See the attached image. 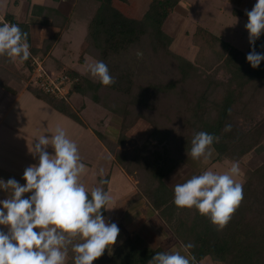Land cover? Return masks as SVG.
Here are the masks:
<instances>
[{"label": "trees", "instance_id": "16d2710c", "mask_svg": "<svg viewBox=\"0 0 264 264\" xmlns=\"http://www.w3.org/2000/svg\"><path fill=\"white\" fill-rule=\"evenodd\" d=\"M114 1L78 0L74 14L83 18L87 29L81 44L79 63L85 62V55L93 57L96 61L102 60L109 67L116 82L111 86H103L86 73L68 67L59 69L73 80L66 97L56 98L38 87L29 89L56 110L78 122L81 121L69 104V99L74 93L81 94L92 103L121 117L117 141L109 139L101 131H97L98 137L114 156L113 164L121 166L129 174L139 172L137 187L140 191L134 195L135 200L147 198L178 240L183 244L195 245L188 251L195 256L197 264H203L206 259H210L214 264H264V162L241 173L239 182L243 184L244 199L223 231H217L210 220L201 216L195 208H177L173 203V188L167 184L168 177L178 172L189 157L187 153L196 132L205 131L219 137V141L213 144L216 152L212 160L214 163L240 162L264 143V116L256 120L248 102L250 95L254 96L256 90L264 85V60L258 68H252L246 56L252 51L253 45L249 44L247 49L242 50L231 41L202 25H197L195 34H204L202 50H209L212 54L208 55V59L212 60L211 66L206 64L202 70L188 58L172 53L176 57L180 77L161 86L153 83L134 96V80L126 72L118 71L117 64H110V61L141 41H145L147 46L154 50L164 49L171 52L169 47L172 38L163 29V25L171 11L183 0H150L141 17L128 16ZM43 10L55 23L61 15L55 8L45 7ZM4 19L5 22L19 25L22 31L27 32L28 43L30 42L28 22L20 21L9 11L5 13ZM60 25L61 28L67 27L69 18L64 17ZM55 39L53 36L44 40L40 47L30 46L32 55L23 62L29 71L32 69V56L46 53ZM255 50L264 54V33L255 42ZM10 62L7 56L0 57V86L15 93L16 89L10 85L15 79V74L6 67ZM189 83L194 89L185 101L187 117L182 122L183 131L170 127L172 119L167 126L173 129L171 143L175 150L164 147L161 152H151L148 144L132 154L122 149L125 145L124 130L128 127L130 117L142 110L136 109L134 105L145 104L152 87L158 93L170 95L171 91L177 90L180 85ZM241 103L246 105L248 110L243 107L244 117L239 123L236 121V113ZM87 104L86 102L85 106ZM157 122L155 121L156 126ZM227 124L232 126L229 132L224 131ZM157 127V132H160V127ZM160 140L163 142V139ZM110 176L111 169L103 177L108 181L102 185L106 191H109ZM100 179L102 178L100 177L99 181ZM101 211L105 216L106 210ZM125 231V240L112 253L105 251L93 264H147L157 252L168 251L163 246L153 247L137 232ZM72 257L66 264H73Z\"/></svg>", "mask_w": 264, "mask_h": 264}, {"label": "clouds", "instance_id": "9594fccd", "mask_svg": "<svg viewBox=\"0 0 264 264\" xmlns=\"http://www.w3.org/2000/svg\"><path fill=\"white\" fill-rule=\"evenodd\" d=\"M248 22L245 29L253 45L246 60L256 69L264 60V54L255 50V42L264 33V0H256L251 11L245 10ZM28 33L19 25L0 24V57L7 56L20 63L30 56ZM142 57V53H137ZM86 72L103 86L116 82L110 69L102 60L86 65ZM230 111V110H229ZM231 124L224 131H231ZM29 151L38 157V163L28 166L23 173L26 181L21 185L14 178L6 182L0 179V189L8 193L0 200V264H66L69 252L74 253L73 264H93L105 250L109 253L117 243L118 225L109 222L102 209L111 210L112 197L102 185L91 189L82 181L86 165L79 148L62 127L53 135H41ZM219 137L205 131L194 133L187 155L207 165L215 151L212 147ZM48 146L54 150L49 154ZM238 161L218 173L204 170L184 183L174 185L173 203L177 208H195L206 216L217 231H223L244 199L243 184L235 177L240 175ZM103 177V169L100 170ZM31 193L27 198L24 194ZM35 229H39L36 231ZM194 244H181L185 253ZM147 264H197L195 256L182 254L180 250L157 252Z\"/></svg>", "mask_w": 264, "mask_h": 264}, {"label": "rangeland", "instance_id": "374dc122", "mask_svg": "<svg viewBox=\"0 0 264 264\" xmlns=\"http://www.w3.org/2000/svg\"><path fill=\"white\" fill-rule=\"evenodd\" d=\"M5 1H7V7H9L5 10L9 11L10 13L17 14L22 20L25 18L24 14L27 9L25 4L20 6L19 4H16L17 0H0V24L5 22V20L3 21V17L6 12L1 7ZM114 3L128 16L141 17L147 10L150 0H128L127 2L115 0ZM255 3L256 0H246L242 5H239L240 0H183L175 7L173 11H171L163 25V29L172 38V43L169 47L171 52H168L169 50L167 51L164 49L154 50L147 46L145 41H141L140 43L130 47L128 50L117 55L114 60L110 61V64L116 63L119 68L118 71L126 72L129 77L134 80L136 83L133 90L134 96H136L135 94L139 93V91H144V87L151 86L153 83L161 86L180 77L178 63L176 57L173 56V54L188 58L189 60L193 61L200 69L206 67V64L211 66L212 60L208 59L210 57L208 55L212 54L209 52V50H202L204 34L201 32L198 35L195 34L197 25H202L204 28L209 29L213 33L231 41L238 48L245 50L250 44L248 40V32L245 29V25L248 22V17L245 13V10L251 11ZM72 27V29L70 28L71 30L67 31L69 32L67 34V38L61 40L59 44L58 50L60 49L63 54L58 55L56 53L58 51L57 50L55 52V56L68 67L79 69V71L86 73V75L89 76V74L86 72V65L93 63L96 60L89 55H85V60L88 58L86 64L83 63V65L78 61L81 49L80 45L82 44L81 42L86 35V25L73 23ZM64 44L67 45V49L65 46H62ZM63 49H65V51ZM138 52L142 53V57H138ZM34 56L40 57L45 64L43 54L42 56L41 54ZM52 62L55 64V59L51 56L48 58L46 63L47 66L53 71L54 64ZM6 67L15 74V79L13 80H17L22 85L29 88L35 87L32 85L30 77L31 73L33 72L32 70H34L33 66L31 71H29L24 63H20L19 60H11L9 64H6ZM59 72H62V70L56 69V71L52 73L57 74ZM222 77L226 78L224 75H222ZM193 89L194 88L190 83L184 86L180 85L177 90L171 91L170 95H168L158 93L155 91L156 89L152 87L150 93L147 94V102L145 104L141 103L142 105H139L138 103L134 105L136 109L142 110L130 117L131 120L128 124V127L124 130L125 145L122 147V149H126L131 154L136 150L139 151L140 147H143L145 144H148L151 152H161L164 147L174 149L172 146L173 144L171 143V132H173V129H169L167 126L169 120L172 119L170 127H175L177 130L183 131L182 122L185 121L187 117V109L184 107L185 101L189 97L190 93H192ZM4 102L5 101L0 99V111L2 108L1 104H4ZM86 102L88 104L85 106ZM248 102L251 109L254 111L253 117L256 118V120L262 118L264 116V85L256 90V94L254 96L250 95ZM69 104L72 106V109L75 111L76 116L81 122L76 121L68 115L67 116L83 127L85 126L88 129H94L95 132L104 131V118L107 116L110 117L111 114L113 115V113L108 112L104 107L92 103L81 94L74 93L69 99ZM243 107L246 108L247 106H243L241 103L237 109L236 121L239 123L244 117ZM246 110L248 109L246 108ZM116 116L119 117L120 121L115 127L119 129L120 133L122 119L119 115ZM155 121H158L157 126L160 127V132H157L158 127L155 125ZM161 131H166V133L164 134ZM89 134L86 136L88 141L91 139V144L88 145V151L86 153L85 150L79 152L81 158H85L95 164L92 165V167H89L90 170L88 168L89 174L92 176L91 172L92 174L93 172L94 174L98 173V169L101 170V168L103 166H107L108 163L105 159L100 158L99 156L101 151L99 149V144H97L98 140L96 139V136ZM1 138L4 140V137L1 136ZM5 138L6 139L3 141V143L8 147L7 151H9V156H13L12 159H10L12 160L11 163H13L15 166L18 163L17 160L20 155H26L24 153L26 148L25 144L23 143L24 139H21V135L17 132H12L10 136L5 135ZM160 139H163V142H161ZM32 144L33 143L31 142L30 145ZM174 147L177 148V145L174 144ZM215 156L216 152L214 151L209 163L207 165H203L200 161L193 160L189 155V157L186 159V162L184 165H181V168L178 170V172L168 177V186L173 188L174 185L178 183H184L193 175H198L204 170L210 169L218 173L227 171L231 164L220 162L214 163L212 160ZM35 160H37V157H35ZM263 162L264 143L259 145L239 162L241 171L240 175L235 177V179L239 182L242 172H244L247 168L254 169ZM12 168L15 169V167ZM119 169L115 167L113 171L118 178L119 184L117 188H114L110 192L112 197V204L110 206L113 207L115 205L114 207H116L119 204L122 205H120L121 207L119 208V211H113L114 209L108 210L106 219L108 220L109 218H112L116 223L121 224L124 222L126 206L129 203H134L136 198L134 195L137 191H140V189L137 187V175L139 172L129 174L123 168L122 169L124 172L122 170L120 171ZM2 174L3 169L0 168V175ZM15 174L16 173L14 172V175ZM10 178L18 180L17 177H9V179ZM1 190L2 189H0V191ZM134 192L135 194H133ZM7 196V192L0 193V200L6 199ZM121 197H125V199L123 200ZM142 198L145 199L149 204L147 198ZM142 198H138V200ZM0 208H2V205H0ZM142 212H145L144 207L142 208ZM0 231L6 232V226L0 225ZM175 241L176 237L174 235L171 236L170 243ZM69 254L72 257L74 253L70 251ZM71 257H68V260ZM203 264H211V260L206 259Z\"/></svg>", "mask_w": 264, "mask_h": 264}, {"label": "crops", "instance_id": "0c3cea01", "mask_svg": "<svg viewBox=\"0 0 264 264\" xmlns=\"http://www.w3.org/2000/svg\"><path fill=\"white\" fill-rule=\"evenodd\" d=\"M245 1L246 0H240L239 5H242ZM77 3L78 0H17L16 2V4H19L20 6L22 4H25L27 7L24 14L25 18L23 20L20 19L17 14H14L16 15L15 17L20 21L28 22L30 29V46L40 47L44 40L49 39L53 36L56 37L51 48L43 54L45 66L51 73L55 72L56 69L68 67L65 63H62L60 59L56 58L55 56V52L58 50L61 40L67 38V34L69 33L67 31L73 28V23L85 25L83 22V18L74 14ZM1 7L5 12H7V10H5L9 8L7 7V1H5ZM45 7L55 8L61 13V15L58 16L56 23L55 20H52V18L46 16L45 11L43 10ZM23 8L25 9L24 6ZM64 17L69 18V25L67 27L63 26L61 28L60 24L63 22ZM4 20L5 19L3 17V21ZM62 46H65V48L67 49L66 44ZM63 50L65 51V49ZM56 53L58 55L63 54L60 49ZM51 56L55 59V64L52 62L54 64L53 71L47 66L46 63L48 58H50ZM87 59L88 58H86L84 62L85 64ZM10 85L14 89H16L15 93L8 91L0 86V99L5 101L4 104H1L2 108L0 111V135L4 137L5 140V135L10 136L12 132L19 133L21 135V139H24V142H22L26 146L24 151L26 155H20L17 160L18 163L14 166L13 163H11V159L13 156H9V151H7L8 147L4 145V140L0 136V168L3 169V174L0 175V179H3L6 182L9 177H17V181L21 185H24L26 183V181L23 179L24 170L28 166L38 163V157L37 160H35V157L29 151V149H31V146H34V144L36 143L35 139H37L41 135L50 137L55 133V129L59 126L66 131L68 137L71 140L76 142L80 152L85 150L86 153L89 149L88 145L91 144V139L88 141L86 136H88L89 133L92 136H96V139L98 140L97 144H99V149L101 151L99 156L100 158L105 159L108 163L107 166H103L101 169H103V171L107 170L105 171L106 173L110 171L109 169H111L108 192L110 193L114 188L118 187L119 181L113 171L115 167H117L118 169L120 168V171H123V169L119 165L113 164L114 156L98 137L97 131L95 132L94 129H88L85 126L83 127L82 125L73 121L67 115L52 107L47 101L36 96L29 89V87L22 85L17 80H12L10 82ZM104 120V123L102 122L104 131L101 132L109 139L117 141L119 138V129H117V127L115 126L120 121L119 117L111 114L110 117L107 116L104 118ZM31 142L33 143L32 145H30ZM47 151L49 152V154H54V150L51 146H48ZM82 162L86 165V171L84 174H82L81 179L85 183L86 187L91 189L94 186H99V178L101 177L100 170L98 169V173L96 174H94V172L92 174L91 172L92 176H90L89 167H92V165L95 164L85 158H82ZM12 167H15V169H13ZM14 172L16 173V176L14 175ZM105 172H103V177H105ZM135 192L133 194H135ZM0 193L6 192L2 189ZM30 194L31 193H26L22 198H27L28 196H30ZM121 198L123 200L125 199V197ZM120 205L122 204H119L116 207H114V205L113 211H119V208L121 207ZM143 207L145 209V212H142ZM125 211L124 222L121 224L116 223L112 218L108 219L109 222L116 223L120 229V233L117 237V243L112 246V250L110 253H112L114 249L125 240V230H127L129 232H137L141 234L153 247L163 246L168 251L180 250L182 254H190L189 251L185 253L183 249H181L182 242L177 238L175 242L170 243V237L174 234L158 214L157 210H155L153 206L149 205L145 199H137L134 201V203H129L126 206ZM107 212L108 210H106L105 218L108 214ZM35 230L39 231V229ZM105 251L109 253L108 249H106ZM211 264L214 263L211 262Z\"/></svg>", "mask_w": 264, "mask_h": 264}, {"label": "built area", "instance_id": "2783aa9c", "mask_svg": "<svg viewBox=\"0 0 264 264\" xmlns=\"http://www.w3.org/2000/svg\"><path fill=\"white\" fill-rule=\"evenodd\" d=\"M32 66L34 70H32L30 77L33 86L56 98L67 96L73 82L69 75L63 72L51 73L43 60L36 56H32Z\"/></svg>", "mask_w": 264, "mask_h": 264}]
</instances>
